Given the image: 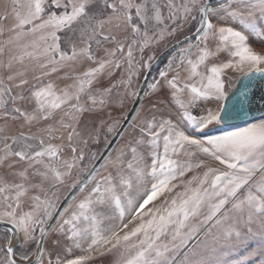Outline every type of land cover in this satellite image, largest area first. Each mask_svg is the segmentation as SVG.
Returning <instances> with one entry per match:
<instances>
[{
    "label": "snow or ice",
    "instance_id": "6c2138e0",
    "mask_svg": "<svg viewBox=\"0 0 264 264\" xmlns=\"http://www.w3.org/2000/svg\"><path fill=\"white\" fill-rule=\"evenodd\" d=\"M257 80L264 0H0V264H264Z\"/></svg>",
    "mask_w": 264,
    "mask_h": 264
},
{
    "label": "water",
    "instance_id": "95a60500",
    "mask_svg": "<svg viewBox=\"0 0 264 264\" xmlns=\"http://www.w3.org/2000/svg\"><path fill=\"white\" fill-rule=\"evenodd\" d=\"M164 56H167V52H164ZM236 87L244 90L245 83L240 82L239 84H236ZM249 98L252 99V106L249 109V115L247 117L242 115L239 119L234 118L230 121H226V124L239 126L246 122L264 118V82L257 80V82L251 86ZM231 103L232 102L229 101V104Z\"/></svg>",
    "mask_w": 264,
    "mask_h": 264
},
{
    "label": "rangeland",
    "instance_id": "374dc122",
    "mask_svg": "<svg viewBox=\"0 0 264 264\" xmlns=\"http://www.w3.org/2000/svg\"><path fill=\"white\" fill-rule=\"evenodd\" d=\"M250 43L252 44L253 47H255L257 50H259L261 48V42L255 38H252L250 40ZM164 45L162 44L160 46L161 49H163ZM161 67L163 66V64L161 63L160 65ZM234 76L237 75V74H233ZM236 86V85H235ZM262 119V118H261ZM259 120V119H258ZM258 120H254V121H251V122H257ZM240 127H243V126H246V123L245 124H242V125H239ZM220 127H224V126H220ZM216 134H219V133H216ZM117 259V256L116 255H110L108 257H105V258H102L101 261L98 262V264H113V262Z\"/></svg>",
    "mask_w": 264,
    "mask_h": 264
}]
</instances>
